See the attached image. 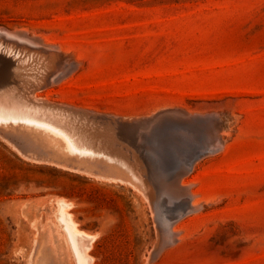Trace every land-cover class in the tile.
Listing matches in <instances>:
<instances>
[{"label": "rangeland", "instance_id": "obj_1", "mask_svg": "<svg viewBox=\"0 0 264 264\" xmlns=\"http://www.w3.org/2000/svg\"><path fill=\"white\" fill-rule=\"evenodd\" d=\"M1 27L0 264H76L61 202L91 264H264V0H0Z\"/></svg>", "mask_w": 264, "mask_h": 264}, {"label": "bare ground", "instance_id": "obj_2", "mask_svg": "<svg viewBox=\"0 0 264 264\" xmlns=\"http://www.w3.org/2000/svg\"><path fill=\"white\" fill-rule=\"evenodd\" d=\"M3 30L2 32H4V29H3V27H1L0 28V30ZM8 31V30H7ZM11 31V30H10ZM10 31H8V32H10ZM1 32V31H0ZM6 32V31H5ZM25 32H27V31H25ZM5 34V33H4ZM7 34V33H6ZM0 35H2V34H0ZM3 36V35H2ZM4 38H6L5 37V35H4ZM12 38V37H11ZM28 39V38H27ZM6 40V39H5ZM31 40V39H30ZM37 40V39H36ZM29 41V40H28ZM35 41V40H34ZM33 40H31V42H34ZM41 42V41H40ZM35 43V47H34V49L36 50V51H43V52H45L44 50H46L47 48H49V49H52L51 47H49V46H42V45H40V44H38L36 41L34 42ZM37 43V44H36ZM56 46V45H55ZM22 48H23V46H22ZM60 48V47H59ZM25 49V48H24ZM48 50V49H47ZM29 51V50H28ZM52 52V51H51ZM50 52V53H51ZM54 53V52H53ZM52 53V54H53ZM39 56V55H38ZM64 56V55H63ZM65 58V57H64ZM58 60V59H57ZM61 60V59H60ZM59 61V60H58ZM59 64V63H58ZM56 65V64H55ZM74 67V66H73ZM52 68V67H51ZM58 69H60V68H58ZM53 72V71H52ZM61 74V73H60ZM66 79V78H65ZM50 81V80H49ZM49 84V83H48ZM31 85H33V84H31ZM39 85H42V83L41 84H39ZM47 85V84H46ZM52 85V84H51ZM27 86V85H26ZM34 86V85H33ZM28 87V86H27ZM41 88H43V87H41ZM38 89V88H37ZM43 89H45V88H43ZM42 89V90H43ZM32 94V93H31ZM53 110V109H52ZM65 111V110H64ZM40 114V113H39ZM32 115V114H31ZM35 116V115H34ZM100 116V115H99ZM73 117V116H72ZM215 117V116H214ZM196 118H198V117H196ZM201 118V117H200ZM199 118V119H200ZM14 119H16V118H14ZM18 119H21V120H25V121H27V122H31L33 125H36V126H38V127H40V128H42L44 131H47V132H50V133H53V134H56V135H58V136H60L64 141H65V143H66V145H67V148L69 149V151L70 152H72L73 154H78V155H88L87 153H86V148H85V144L84 143H79V141H78V139L79 138H77V141H74L75 139H73V137H72V139L68 136V135H66L65 134V132L62 130V129H60L57 125H55V124H53V123H51L50 121H43V120H40V119H37V118H35V117H33V116H27V115H23V116H20V117H18ZM51 120V119H50ZM195 120V119H194ZM211 120V119H210ZM221 120V119H220ZM55 121V120H54ZM196 121V120H195ZM200 122V121H199ZM201 122H202V120H201ZM84 123V122H83ZM205 126V125H204ZM203 126V127H204ZM217 126V125H216ZM202 127V128H203ZM212 127V126H211ZM219 127V126H218ZM124 129V128H123ZM93 130V129H92ZM144 130V129H143ZM200 130V129H199ZM194 131L196 132L197 130L196 129H194ZM213 131V130H212ZM101 132V131H100ZM77 133V132H76ZM124 133V132H123ZM127 133V132H126ZM204 133V132H203ZM216 133V132H215ZM49 134V133H48ZM128 134V133H127ZM126 134V135H127ZM155 134H157V133H155ZM154 134V135H155ZM205 135V134H204ZM71 136V135H70ZM138 136V135H137ZM218 136V135H217ZM129 137V136H128ZM214 137V136H213ZM219 137V136H218ZM59 138V137H58ZM215 138V137H214ZM81 139H83V138H81ZM205 139V138H204ZM212 140V139H211ZM207 141V140H206ZM80 142H82V140H80ZM83 142H84V139H83ZM103 142H104V140H103ZM125 142V141H124ZM212 142V141H211ZM216 142V141H215ZM85 143H86V141H85ZM146 143L148 144L147 145V148H150V149H154L153 148V144H149V142H147L146 141ZM84 144V145H83ZM88 144V143H87ZM90 145V144H89ZM209 146V145H208ZM211 146V145H210ZM88 147H90V146H88ZM128 147V146H127ZM144 147V146H143ZM102 148V147H101ZM92 149V148H91ZM126 149V148H125ZM130 149V148H129ZM89 150V149H88ZM87 150V151H88ZM93 150V149H92ZM209 150V149H208ZM89 151H91V150H89ZM88 151V152H89ZM95 151V150H94ZM93 151V152H94ZM99 151V150H98ZM105 151V150H104ZM122 151V150H121ZM124 151V150H123ZM132 151V150H131ZM137 152V151H136ZM92 153V152H91ZM96 153H98L97 151L95 152V154ZM107 153V152H106ZM126 153V152H125ZM101 154V153H100ZM100 154H98L99 156H101ZM122 155V154H121ZM140 155V154H139ZM104 156V155H103ZM143 156V155H142ZM141 156V157H142ZM106 159L108 158L107 156L105 157ZM104 158V159H105ZM134 158H136V157H134ZM55 159V158H54ZM93 159V158H92ZM133 159V158H132ZM46 160V159H45ZM99 160V159H98ZM196 160V159H195ZM194 160V161H195ZM111 162H112V160H111ZM110 162V163H111ZM114 162V161H113ZM116 163V162H115ZM75 164V163H74ZM109 165V164H108ZM127 165V164H126ZM105 166H107V165H105ZM111 166V165H110ZM112 166H113V164H112ZM123 166V165H122ZM139 166H140V164H139ZM185 167V169H190V168H192L193 167V160H190V162L189 163H186L185 165H184ZM78 168V167H77ZM79 169V168H78ZM84 170V169H83ZM105 171V170H104ZM132 172V171H131ZM130 172V173H131ZM124 173V172H123ZM127 173V172H126ZM129 174V173H128ZM131 175H133V174H131ZM182 177V176H181ZM180 177V178H181ZM132 178H133V176H132ZM179 178V179H180ZM136 179V178H135ZM183 181V180H182ZM139 182V181H138ZM159 183V182H158ZM158 185V184H157ZM160 185V184H159ZM181 185H183V183H181ZM154 192V191H153ZM156 195V194H155ZM59 203V202H58ZM69 206V205H68ZM67 206V204L66 203H59V211H60V213H59V219H60V221H61V223H62V225H63V228H64V231L66 232V235H67V238H68V242H69V244H70V247H71V249H72V251H73V254H74V256H75V259H76V264H91V262H90V256L88 255V250L90 249V246H91V243L93 242V237L92 236H90V235H88V234H86V233H84V232H82V231H80V230H78L77 228H76V225H75V223L72 221V219H71V217H70V214H68L67 212H66V208L68 207ZM160 211L159 212H157V215L158 216H160ZM172 229V228H171ZM170 231H172V230H169V232Z\"/></svg>", "mask_w": 264, "mask_h": 264}]
</instances>
